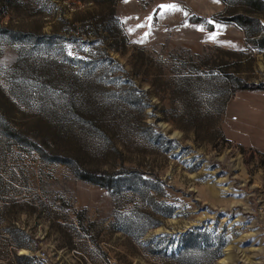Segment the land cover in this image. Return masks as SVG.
Instances as JSON below:
<instances>
[{
    "label": "rangeland",
    "instance_id": "374dc122",
    "mask_svg": "<svg viewBox=\"0 0 264 264\" xmlns=\"http://www.w3.org/2000/svg\"><path fill=\"white\" fill-rule=\"evenodd\" d=\"M261 5L0 0V264H264Z\"/></svg>",
    "mask_w": 264,
    "mask_h": 264
},
{
    "label": "trees",
    "instance_id": "16d2710c",
    "mask_svg": "<svg viewBox=\"0 0 264 264\" xmlns=\"http://www.w3.org/2000/svg\"><path fill=\"white\" fill-rule=\"evenodd\" d=\"M222 1L226 2V0H222ZM253 1H254V6H256L257 9L259 10L262 7L261 0H253ZM0 124H1L3 135L9 136V137H15V135H13V133L11 132V130L8 128L6 124H2V123ZM80 178L84 179L85 181L91 182L95 184L96 186L99 185L101 187L109 188L110 182H106V180H102L99 178L96 179V178L91 177V175H82L80 176Z\"/></svg>",
    "mask_w": 264,
    "mask_h": 264
},
{
    "label": "bare ground",
    "instance_id": "6f19581e",
    "mask_svg": "<svg viewBox=\"0 0 264 264\" xmlns=\"http://www.w3.org/2000/svg\"><path fill=\"white\" fill-rule=\"evenodd\" d=\"M226 250V249H225ZM228 251V250H227ZM232 257V256H231ZM230 259L229 254H226L225 258H222L218 264H226L227 261Z\"/></svg>",
    "mask_w": 264,
    "mask_h": 264
},
{
    "label": "snow or ice",
    "instance_id": "6c2138e0",
    "mask_svg": "<svg viewBox=\"0 0 264 264\" xmlns=\"http://www.w3.org/2000/svg\"><path fill=\"white\" fill-rule=\"evenodd\" d=\"M161 7L166 10H176L175 5H162Z\"/></svg>",
    "mask_w": 264,
    "mask_h": 264
}]
</instances>
